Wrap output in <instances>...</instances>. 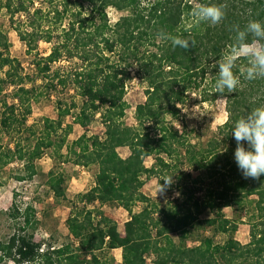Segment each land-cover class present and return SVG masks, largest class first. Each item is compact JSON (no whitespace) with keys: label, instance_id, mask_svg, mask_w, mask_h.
Wrapping results in <instances>:
<instances>
[{"label":"trees","instance_id":"trees-1","mask_svg":"<svg viewBox=\"0 0 264 264\" xmlns=\"http://www.w3.org/2000/svg\"><path fill=\"white\" fill-rule=\"evenodd\" d=\"M18 1L16 6L12 0L0 2V10L6 9L12 24L16 14L24 13L26 18L15 31L29 52L40 42L51 45L49 55L34 61L47 94L50 97L60 87L64 95L70 88L74 95L70 100H56L58 117L43 120L42 136L32 150L25 151L20 144L16 150L4 148L0 141V169L12 158L27 160L29 174L18 179L31 180L36 175L34 160L51 151L62 163L67 159L62 154L66 148L67 156L74 155L75 165L98 167L95 186L80 195V202L85 206L115 204L131 218L122 235L112 219L102 216L97 221L86 209L77 214V206L72 204L73 213L66 221L70 242L43 249L35 241L33 208L22 212L14 192L8 215L17 222V229L7 241H0V264H107L108 253L116 249L122 250L123 264H147L151 256L153 264H264V175L258 180L243 176L234 158L237 143L232 133L240 118L264 106V78L245 79L240 69L248 62L240 59L234 69L241 78L238 89L220 94L215 88L216 65L235 44L234 27L243 30L249 21L264 24V0H48L46 9H34L32 14L24 0ZM197 3L225 5L226 15L215 26L207 22L197 25L191 16ZM110 7L121 13L114 24L107 14ZM162 34L187 39L190 47H174ZM60 63H67L70 69L53 71ZM21 71L0 33V94L6 87H14V99L24 107L39 92L24 86ZM133 75L144 83L146 101L135 109L136 125L127 126L123 122L129 108L126 86ZM197 93L203 102L224 99L228 114L229 133L201 148L172 123ZM77 98L82 99L81 104ZM1 106L0 134L21 131L26 124L19 119L17 107L4 100ZM97 114L105 129L103 135L85 131L67 144L73 125L86 129ZM69 116L73 122L65 123ZM244 146L248 147L246 142ZM120 148H128L127 158L118 153ZM149 158L153 164L147 167ZM186 165L192 170H186ZM171 176L173 182L165 190L178 194L177 198L171 196L160 206V201L142 193L147 180L156 178L164 185V179ZM206 180L212 181V187H205ZM64 184V176L49 173L50 190L59 201L66 200ZM138 203L146 206L134 213ZM233 205L250 212L247 244L236 238L239 223L224 213ZM206 212L212 217L204 220L201 216ZM204 226L212 228L214 235H225L226 240L218 243L214 236L194 237ZM189 240L197 244L189 246Z\"/></svg>","mask_w":264,"mask_h":264},{"label":"rangeland","instance_id":"rangeland-1","mask_svg":"<svg viewBox=\"0 0 264 264\" xmlns=\"http://www.w3.org/2000/svg\"><path fill=\"white\" fill-rule=\"evenodd\" d=\"M24 1L31 10V14L34 9H46L48 6V0ZM0 2L4 4L6 0H0ZM18 2V0H12L13 6H16ZM21 14L22 15H20V13L16 14L14 17L15 23L12 24L10 15L6 9L0 10V33L8 42L11 58L17 59L21 64L22 71L19 73L24 78V86H26L27 89L36 88L39 94L35 99L33 98L29 105L19 107L18 101L14 99L16 89L10 86L4 89V92L0 94V109L2 108L1 103L3 100L10 106H16V113L19 119L24 120L26 125L22 127L21 131H18V133L14 132L9 135L3 131L0 134V141L4 148L9 147L12 150H16L18 144H20L19 148L28 151L34 148L38 138L42 136L41 128L43 120L45 118L51 120L57 119L58 112L56 111V100L58 98L70 100L74 92L70 88L64 95V92H62V89L59 87L58 92H51L49 97L47 89L44 88L45 83L43 77L38 74L34 61L49 55L51 45L40 42L35 51H28V47L20 40L15 31V27L19 25L18 23L21 20L24 21L26 18L24 13ZM107 14L112 24L121 16V13L113 7L107 9ZM26 29L31 30L29 28ZM60 68L62 71L70 69L67 63H60L53 66V71ZM76 101L78 104H81L82 99L77 98ZM125 101L128 103L129 108L126 111L123 122L127 126H135V109L138 105L146 101L145 85L140 77L135 75L134 78L127 83ZM196 106L198 112L193 111ZM186 110L187 112H185ZM75 113V111L71 112L72 116ZM72 116H69L65 120V123H72ZM166 118L170 120V117ZM227 121L228 114L226 112V103L224 99H219L215 102H203L202 97L197 93L193 94L187 104L182 107L180 118L176 121H172V123L176 130L188 136L192 144L201 148L206 147L209 140L221 138L229 133V129L226 127ZM15 126L17 127V124H15ZM29 127H32V130H27ZM85 131L89 135H103L105 129L100 114L96 115L86 129H83L79 125H73V132L68 137L67 144H71L73 141L77 140ZM118 153L122 157L130 154L128 148L119 149ZM62 154L67 158L64 159L62 163L53 157L51 151H46L41 159L34 160L33 165L36 175L31 180L20 181L18 179L19 177L22 178L29 174L26 172L27 160L20 161L16 158H12L7 166L0 169V241H7L17 229L15 225L17 222L11 220L8 215L9 209L13 203L14 192L18 193L17 204L22 212L27 207L33 208V216L37 222L35 241L42 244L43 249H46L45 246L47 245L58 247L70 242L66 221L73 213L72 204L77 206L75 211L77 214L83 213V210L86 209L93 212L94 219L97 221L102 216L112 219L118 225L120 234L124 235V225L128 219V215L120 210L119 206L115 204L101 205L100 203L85 206L79 200L80 195L88 192L93 186L98 167L95 165L89 167L75 165L73 163L75 159L74 155L70 154L67 156L66 148H64ZM152 164V158L147 159L146 165L151 166ZM184 168L186 170H192L188 165ZM50 172L64 176L66 200L59 201L54 197L49 185ZM192 174L196 176L198 173L192 172ZM151 179H149V181ZM211 182L212 181L206 180L205 187H212ZM159 186L160 184L157 180L151 181L146 186L145 191L152 201H160V206L165 205L168 198L171 196L173 198L178 197V194H172L170 189L157 193ZM201 195L202 194H199V196ZM145 206L146 205L143 204L142 208ZM224 213L228 218L239 223L236 238L241 244H247L250 241V227L248 225L250 216L249 210L247 208L240 209L236 205H233L232 207L224 209ZM156 216L158 215H155V217ZM211 217L212 215L209 212L201 216L204 220ZM213 236L218 243H223L226 240L225 235H214L213 229L207 226L200 228L194 235L196 238ZM174 238H176V236H174ZM196 244L197 241H188L189 246H195ZM153 260V256L148 257L147 264H153ZM6 264L13 263L7 262ZM107 264H123L122 251H110L108 253Z\"/></svg>","mask_w":264,"mask_h":264},{"label":"clouds","instance_id":"clouds-1","mask_svg":"<svg viewBox=\"0 0 264 264\" xmlns=\"http://www.w3.org/2000/svg\"><path fill=\"white\" fill-rule=\"evenodd\" d=\"M225 7V5L197 3L191 11L193 22L197 25L207 22L215 26L224 19ZM234 31L236 32L235 44L216 65L218 79L215 82V88L220 94H223L225 90L233 93L240 86L241 78L234 72L237 61L240 59H246L248 62L246 67L240 69L245 79L264 78V24L259 21H249L243 30L237 25ZM249 37H251L250 40ZM162 38L171 39L174 47L179 46L184 49L190 47V41L187 39L166 34H162ZM191 46H194V41L191 42ZM197 106L193 109L194 112H198ZM232 133L237 143L234 158L239 170L245 178L258 180L261 175H264V106L257 107L240 118L235 123ZM244 142L247 143V148ZM164 181L165 184H160L157 193L163 192L165 186L172 184V176Z\"/></svg>","mask_w":264,"mask_h":264},{"label":"crops","instance_id":"crops-1","mask_svg":"<svg viewBox=\"0 0 264 264\" xmlns=\"http://www.w3.org/2000/svg\"><path fill=\"white\" fill-rule=\"evenodd\" d=\"M120 149H125V148H120ZM118 150H119V149H118ZM128 156H129V154L126 155V156H124L123 158H127ZM121 157H122V156H121ZM146 166H147V165H146ZM147 167H150V166H147ZM154 180H157V179L154 178V179H151L150 181L147 180L146 183H145V185H144V187H143L142 190H141L142 193H143L144 195H146L147 197H149V196H148V194H147L146 191H145L146 186L148 185L149 182H151V181L153 182ZM157 181H158V180H157ZM94 186H95V182L93 183V186L91 187V189H92ZM91 189H90V190H91ZM90 190H89V191H90ZM86 193H87V192H86ZM150 199H151V198H150ZM142 205H143V204H141V203H138L137 205H135V206L133 207V212H134V213H139V212H141L142 209H143V208H142ZM119 209L122 210V211H124V212L128 215V219L126 220V222H128V221L130 220V218H131L130 215H129V213H128V211H126L125 209H123V208H121V207H119ZM126 222H125V223H126ZM116 250H121V249H116ZM111 251H113V250H111ZM121 251H122V250H121Z\"/></svg>","mask_w":264,"mask_h":264}]
</instances>
